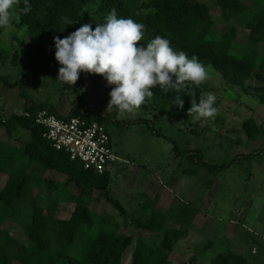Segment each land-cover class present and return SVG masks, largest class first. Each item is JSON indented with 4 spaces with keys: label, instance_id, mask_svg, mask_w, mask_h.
<instances>
[{
    "label": "trees",
    "instance_id": "1",
    "mask_svg": "<svg viewBox=\"0 0 264 264\" xmlns=\"http://www.w3.org/2000/svg\"><path fill=\"white\" fill-rule=\"evenodd\" d=\"M253 1L216 0L221 12L219 22L226 24L218 34L210 8L201 0H30L32 10L27 15L20 11L23 4L13 11V16L18 17L13 25L26 27L25 60L19 62L15 55L11 61L15 65L25 64L22 69L26 68L25 73L29 76L57 78L60 65L47 51L51 39L63 38L84 23H91L94 28L96 24L104 23L106 16L115 9L118 17L132 18L146 25L140 44H147L156 36L164 37L174 50L186 52L189 58L196 56L202 64L218 71L225 82L240 87L246 94L255 95L260 104H264V0L259 4ZM65 16L76 23L66 26L62 19ZM236 26L249 31L245 44L234 42ZM5 30L0 29V35ZM9 54V50L0 48L2 64ZM88 77L91 80L102 79L96 74H88ZM252 79L259 83H247ZM0 82L9 88L19 86L23 89L22 82H11L7 76L0 75ZM62 85L72 90L78 81L73 86ZM153 91L155 95L144 107L164 113L176 93H164L159 88ZM192 92L193 89L189 88L183 93L184 106L179 111L187 113L191 101L198 103L202 93L210 92V86L205 82L195 89L194 96ZM22 96L26 98L24 90ZM76 101L81 102L82 111H78L75 105L62 116L80 115L105 125L114 117L113 114L102 115L93 111L85 100L76 98ZM41 108L57 112L49 105H38L29 100L20 112L0 117V130L8 135L18 130L29 132L27 140L19 146L0 141V172L7 175L0 191V226L7 222L18 223L24 235L22 240H17L7 230L0 231V264H125L122 255L133 242L132 237L122 231L123 225L113 216L107 213L92 216L89 208V197L100 191L121 214H129L118 199L109 195L112 170L98 174L84 169L80 162L70 160L63 151L56 150L43 137V128L35 123L34 113ZM242 129L249 140L264 136V129L252 117L244 120ZM152 131L159 134L154 128ZM263 149L264 145L248 156L260 154ZM190 160L209 171L223 169L231 163H207L199 150L190 152ZM34 165L39 166L42 173L53 170L64 175L65 181L57 182L43 176L37 179L29 172ZM32 181L36 183L32 185ZM34 189L37 193L32 195ZM41 192L48 193L46 200L29 206L32 199L40 198ZM61 202L74 204L66 219L57 216ZM196 214L194 209L189 218L182 222L177 219L182 223L178 229H167L166 214L159 211H152L148 216H130L129 225L158 232L160 240L152 244L138 237L129 264H176L170 260V254L182 237L185 221L191 224ZM86 229L92 230L91 236L80 253L73 252L77 233ZM207 245L210 246L211 242L208 241ZM196 257L193 255L188 262L197 264ZM209 264H248V261L242 254L224 251L213 256Z\"/></svg>",
    "mask_w": 264,
    "mask_h": 264
},
{
    "label": "rangeland",
    "instance_id": "2",
    "mask_svg": "<svg viewBox=\"0 0 264 264\" xmlns=\"http://www.w3.org/2000/svg\"><path fill=\"white\" fill-rule=\"evenodd\" d=\"M201 1L209 6L216 31L222 33L226 24L219 22L221 12L216 0ZM253 3L259 4L261 0H254ZM236 29L234 42L245 44L249 31L239 26ZM27 43L24 25L14 24L12 29H6L0 35V48L10 52L5 63L0 62V75L7 76L11 82H22L26 97L22 96L19 86L9 88L0 82V117L20 112L29 100L38 105H49L61 115L68 114L75 105L78 111H82V104L76 98L85 100L93 111L102 115L113 114L120 125L117 128L106 127L112 149L123 162L112 169L108 191L129 214H121L100 191L89 197V208L92 216H104L105 213L113 216L123 225L122 231L132 237L133 242L122 255L125 264L131 261L138 237L152 244L160 240L158 232L129 225L130 216H148L152 211H159L166 214L167 229H178L182 224L180 222L189 218L194 209L199 213L198 219L195 224L185 221L182 237L170 254L171 261L183 264L196 254L197 264H209L217 253L231 251L242 254L251 264H259L264 245L259 248L258 254L251 253L252 247L257 246L251 239L255 236L251 220L260 210L259 219L264 222V149L260 154L248 155L264 145V136L249 140L242 129V123L249 117L264 129V104H260L255 95L246 94L240 87L225 82L221 74L208 65L205 67L210 78L206 83L210 92L216 95L219 109L215 119H196L174 107L160 113L144 106L135 114L120 116L106 111L111 88L103 78L91 80L87 73H81L78 85L67 90L56 77L27 75L26 68L22 69L25 64L15 65L11 61L17 55L19 62H24ZM47 51L50 55L55 53L53 38L47 45ZM247 83L259 82L252 79ZM152 128L159 134H155ZM27 137L29 132L25 130L10 135L0 130V141L16 146L23 144ZM195 150L202 153L207 163H231L223 169L209 171L190 160V152ZM29 172L37 179L43 176L57 182L65 181L64 175L53 170L42 173L37 165ZM6 180L7 175L0 172V191ZM35 183L32 181V185ZM34 190L32 195L37 193V189ZM47 194L41 192L40 198L32 199L29 206L44 202ZM73 208V203L61 202L57 216L66 219ZM3 230L17 240L24 238L18 223H4L0 226V231ZM91 232L86 229L77 233L73 252L82 251Z\"/></svg>",
    "mask_w": 264,
    "mask_h": 264
},
{
    "label": "clouds",
    "instance_id": "3",
    "mask_svg": "<svg viewBox=\"0 0 264 264\" xmlns=\"http://www.w3.org/2000/svg\"><path fill=\"white\" fill-rule=\"evenodd\" d=\"M31 12L30 0H0V29H12L13 11ZM66 26L76 21L63 17ZM146 25L132 18L118 17L113 9L93 28L91 23L81 24L67 36L53 38L54 58L60 65L57 79L69 86L76 84L81 73L100 75L111 88L106 111L120 116L135 114L146 105L159 88L164 93L175 92L170 107L183 109V93L203 85L209 72L196 56L176 51L170 41L156 36L147 44L144 39ZM62 31V30H61ZM214 93H202L199 102L191 101L188 115L196 119H215L219 113Z\"/></svg>",
    "mask_w": 264,
    "mask_h": 264
},
{
    "label": "built area",
    "instance_id": "4",
    "mask_svg": "<svg viewBox=\"0 0 264 264\" xmlns=\"http://www.w3.org/2000/svg\"><path fill=\"white\" fill-rule=\"evenodd\" d=\"M35 123L43 128V137L70 160L80 162L84 169L98 174L112 170L122 163L112 149L106 125L80 115L62 116L48 108L34 113Z\"/></svg>",
    "mask_w": 264,
    "mask_h": 264
},
{
    "label": "crops",
    "instance_id": "5",
    "mask_svg": "<svg viewBox=\"0 0 264 264\" xmlns=\"http://www.w3.org/2000/svg\"><path fill=\"white\" fill-rule=\"evenodd\" d=\"M259 195H263L262 193H259ZM258 201H260V198H258ZM260 210H258L256 212V214H254V217H253V220H251V223H252V227H255V229L253 230V233L255 234V236H253L251 239L254 243V245L257 243V246H253L252 249H251V253L252 254H258L259 252V248L262 247V245H264L263 240H264V222H262L260 219H259V216H260V213H259ZM198 215L199 213H197L195 215V218L193 219V224H195V221L198 219ZM204 224H206V221L204 220V218H202ZM260 260H259V264H264V248H263V252L260 253ZM248 264H251V262H248Z\"/></svg>",
    "mask_w": 264,
    "mask_h": 264
},
{
    "label": "flooded vegetation",
    "instance_id": "6",
    "mask_svg": "<svg viewBox=\"0 0 264 264\" xmlns=\"http://www.w3.org/2000/svg\"><path fill=\"white\" fill-rule=\"evenodd\" d=\"M108 125L110 127H113V128L116 127L117 128L120 124L118 123V121L115 118L111 117Z\"/></svg>",
    "mask_w": 264,
    "mask_h": 264
}]
</instances>
